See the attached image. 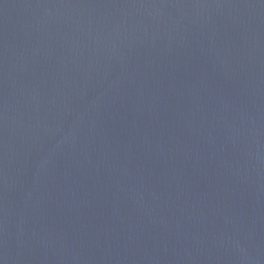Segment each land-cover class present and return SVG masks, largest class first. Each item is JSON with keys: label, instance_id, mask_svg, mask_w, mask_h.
<instances>
[{"label": "water", "instance_id": "water-1", "mask_svg": "<svg viewBox=\"0 0 264 264\" xmlns=\"http://www.w3.org/2000/svg\"><path fill=\"white\" fill-rule=\"evenodd\" d=\"M0 264H264V0H0Z\"/></svg>", "mask_w": 264, "mask_h": 264}]
</instances>
